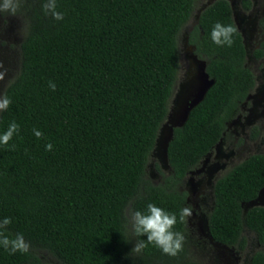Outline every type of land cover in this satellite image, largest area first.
Wrapping results in <instances>:
<instances>
[{
  "label": "trees",
  "instance_id": "1",
  "mask_svg": "<svg viewBox=\"0 0 264 264\" xmlns=\"http://www.w3.org/2000/svg\"><path fill=\"white\" fill-rule=\"evenodd\" d=\"M196 1L56 0L63 14L57 20L43 8L48 0H21L19 70L3 92L11 103L0 110V135L13 122L19 126L0 143V224L11 220L0 239L20 234L30 247L12 254L0 244V264H54L42 251L58 264H197L186 241L187 217L180 220L188 207L182 182L221 140L257 80L230 1L214 0L187 35L212 83L172 129L171 172L155 162L162 179L150 178L147 165L176 87L180 34ZM240 5L249 11L252 1ZM217 23L235 29L231 46L213 42ZM258 26L263 39L252 55L260 60L264 15ZM263 188L264 153H254L215 179L207 221L214 241L241 251L243 231H252L259 248L250 264H264V206L244 213L243 204ZM149 203L176 215L173 231L184 236L176 256L146 235L134 236L131 213H146ZM137 240L146 245L140 253L131 251Z\"/></svg>",
  "mask_w": 264,
  "mask_h": 264
},
{
  "label": "rangeland",
  "instance_id": "2",
  "mask_svg": "<svg viewBox=\"0 0 264 264\" xmlns=\"http://www.w3.org/2000/svg\"><path fill=\"white\" fill-rule=\"evenodd\" d=\"M214 0H197L191 20L183 28L179 38L180 63L174 95L171 99L166 120L159 130V142L151 154L147 173L153 181L162 179L155 168L157 162L165 173H170L167 157L162 144L171 138L172 129L181 125L188 111L200 101L211 80L205 73V62L197 58L192 46L187 43V35L197 23L199 13ZM234 21L242 33L247 54V66L254 72L257 83L240 111L227 123L226 131L218 144L187 173L182 188L187 191V204L192 215L187 217L186 241L189 254L197 264H250L252 253L259 248L255 234L245 229L247 238L244 250L229 247L214 241L207 229V221L214 204L213 186L215 179L232 165L254 153H264V59L255 60L253 49L263 39L258 27V19L264 15V0H251L252 8L246 12L240 0H229ZM26 22L20 14L3 16L0 12V62L6 75L0 81V97L8 83L19 70L20 43L25 35ZM256 126L257 135L252 134ZM256 205L264 206V188L258 197L243 204L244 213ZM41 257L49 262H58L47 252Z\"/></svg>",
  "mask_w": 264,
  "mask_h": 264
},
{
  "label": "clouds",
  "instance_id": "3",
  "mask_svg": "<svg viewBox=\"0 0 264 264\" xmlns=\"http://www.w3.org/2000/svg\"><path fill=\"white\" fill-rule=\"evenodd\" d=\"M21 0H2L0 2V12L8 13L9 15H15L20 8ZM56 0H48L43 5L46 14L50 13L54 19H63V14L56 11ZM235 29L232 26H224L217 23L212 32L211 38L217 45L227 44L231 46V36ZM0 69H3V63L0 62ZM6 75L5 70H0V81H3ZM53 89L55 85H50ZM11 101L7 96L0 97V110H6ZM19 126L13 122L9 128L0 135V143L7 144L13 135L18 131ZM35 135L39 138L42 133L35 131ZM52 145H46L47 150H51ZM192 211L190 208H183L180 212V220L183 221L185 217H190ZM11 220L5 218L3 223L0 224V228H4L10 224ZM177 223V217L175 214H170L161 207L155 204L149 203L147 205V212L133 211L131 213V226L134 236L146 235L147 241L153 243L156 247L160 248L161 251L169 256H176L182 250V242L184 236L173 231ZM0 244H3L6 250L10 249L12 254L15 252H28L30 245L24 240L23 235L18 234L14 239L3 237L0 239ZM146 247L143 241L137 240L131 251L140 253Z\"/></svg>",
  "mask_w": 264,
  "mask_h": 264
},
{
  "label": "water",
  "instance_id": "4",
  "mask_svg": "<svg viewBox=\"0 0 264 264\" xmlns=\"http://www.w3.org/2000/svg\"><path fill=\"white\" fill-rule=\"evenodd\" d=\"M205 73H206V72H205ZM210 80H211V79H210ZM211 83H212V80H211ZM210 85H211V84H210ZM210 85H209V86H210ZM207 89H208V88H207ZM207 89H206V90H207ZM206 90H205V91H206ZM204 93H205V92H204ZM203 95H204V94H203ZM202 97H203V96H202ZM202 97H201V98H202ZM200 100H201V99H200ZM198 102H199V101H198ZM188 112H189V111H188ZM187 114H188V113H187ZM186 117H187V115H186ZM185 119H186V118H185ZM158 135H159V134H158ZM171 136H172V135H171ZM169 140H170V139H169ZM169 140H168V141H169ZM158 142H159V138L157 137L155 145L158 144ZM167 143H168L167 141H164L163 144H162L163 152H164V154H165L166 157H167V154H166ZM159 144H160V142H159Z\"/></svg>",
  "mask_w": 264,
  "mask_h": 264
},
{
  "label": "flooded vegetation",
  "instance_id": "5",
  "mask_svg": "<svg viewBox=\"0 0 264 264\" xmlns=\"http://www.w3.org/2000/svg\"><path fill=\"white\" fill-rule=\"evenodd\" d=\"M251 8H252V7H251ZM250 10H251V9H250ZM250 10H249V11H250ZM246 12H248V11H246ZM260 17H261V16H260ZM260 17H259V18H260ZM258 20H259V19H258ZM258 27H259V26H258ZM237 28H238V27H237ZM259 29H260V28H259ZM260 32H261V29H260ZM241 34H242V33H241ZM262 37H263V36H262ZM261 40H262V39H261ZM261 40H260V41H261ZM260 41H259V42H260ZM258 44H259V43H258ZM258 44H257V45H258ZM253 58H254V57H253ZM254 59H255V58H254ZM262 59H264V58H262ZM262 59H260V60H262ZM255 60H257V59H255ZM260 60H259V61H260Z\"/></svg>",
  "mask_w": 264,
  "mask_h": 264
}]
</instances>
